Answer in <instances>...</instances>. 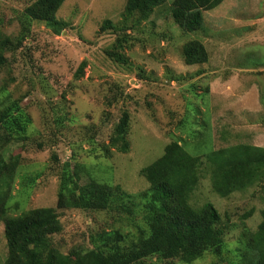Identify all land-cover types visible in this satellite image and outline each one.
I'll list each match as a JSON object with an SVG mask.
<instances>
[{
  "label": "rangeland",
  "instance_id": "rangeland-1",
  "mask_svg": "<svg viewBox=\"0 0 264 264\" xmlns=\"http://www.w3.org/2000/svg\"><path fill=\"white\" fill-rule=\"evenodd\" d=\"M28 1L31 0H0V18L5 20L6 30L18 32V24L6 20L12 17L10 14L16 16ZM173 1L166 0L149 19L129 31L126 54L130 65L116 63L107 56L105 49L116 35L111 29L100 31L105 19L120 21L127 0H65L57 13L58 18L69 22L62 34L55 35L43 23L36 24L35 37L28 39L31 46L25 49L22 45L7 54L13 75L23 88L39 65L48 82L59 91H67L66 102L55 103L70 110L73 119L63 133L67 139L59 140L56 147L63 160L72 154L69 140L81 143L84 132H89L97 145L108 142L121 111H130V151L115 150L107 159L99 155V159L91 156L95 158L85 160L87 166L102 160L98 167L105 169L104 177H111V182L130 193L149 186L141 169L161 156L166 144L174 139L180 138L194 155L250 138L264 146V0H224L204 10L201 28L191 32L183 31L174 22ZM191 38L206 44L207 63H185L183 45ZM84 60L88 63L85 73L76 79L74 72ZM261 61L263 65L258 66ZM244 63L257 66L250 70ZM5 78L7 72H0V84ZM45 96L42 101L36 96L25 101L33 103L28 109L34 119L32 138L25 143L13 141L6 149L8 158L14 156L21 162L10 199L11 205L19 202L20 206L13 214L31 207L56 205L59 177L50 173L51 147L39 149L38 137L34 138L44 129L41 106L49 104ZM48 110L50 115L51 108ZM169 110L178 113L170 127ZM178 120L185 125H178ZM225 131L227 141L222 137ZM84 146L89 147L86 142ZM79 158L82 160V151ZM35 176L39 178L33 184L30 179ZM23 185H29V195L23 193ZM205 202H212L222 214L220 226L228 250L224 256L231 258L243 252L244 228L255 230L262 219L264 181L222 197L214 191L207 171L191 198L195 206ZM251 209L254 213L243 218ZM60 213L63 228L53 239L64 252L73 247H90L91 235L97 231L128 227L134 231L130 215L121 209H65ZM134 213L138 222L141 214L138 209ZM7 254L1 222L0 264ZM214 258L207 254L190 264H210ZM175 263L184 264L177 260Z\"/></svg>",
  "mask_w": 264,
  "mask_h": 264
},
{
  "label": "trees",
  "instance_id": "trees-1",
  "mask_svg": "<svg viewBox=\"0 0 264 264\" xmlns=\"http://www.w3.org/2000/svg\"><path fill=\"white\" fill-rule=\"evenodd\" d=\"M64 1H28L16 16L10 14L12 17L6 20L9 24L17 23L18 32L6 30L5 20L0 18V72H7V78L0 84V223H4L8 246L3 264H176V260L190 264L207 254L215 257L210 264H264V209L255 230L244 228L243 252L226 258L224 251L228 250L220 226L221 212L212 202L200 206L191 203L192 195L207 171L214 191L222 197L264 181V146L253 143L251 138L225 143L199 155L190 153L180 138L174 139L166 144L161 156L141 169L140 173L149 186L133 193L111 182V177H104L105 169L98 167L102 160L94 161L93 167L85 162L86 157L99 159L97 157L102 155L107 159L115 150L130 151L131 113L128 109L121 111L108 142L97 145L92 133L84 132L81 143L69 140L68 145L72 147L70 159L61 158L56 147L59 140L67 139L63 138V133L73 119L70 110L55 103L66 102L67 91H59L48 82L39 65L33 70L35 76H31L23 88L13 75L7 54L16 52L22 45L26 46L25 49L31 46L28 39L35 37L36 24L43 23L53 34H62L69 27L68 21L57 16ZM165 1L127 0L119 22L104 20L100 31L111 29L116 35L114 42L105 49L111 60L130 65L126 54L129 31L149 19ZM223 1L174 0L171 14L183 31H197L202 26L204 10H211ZM30 55L28 52L27 56ZM183 57L187 64H203L209 60V51L201 39L191 38L184 42ZM87 65L85 60L80 63L74 72L76 79L84 75ZM44 95L49 102L48 105L42 102L41 106L44 129L34 138L38 137L39 149L51 147L50 173L59 177L56 205L31 207L13 214L20 206L19 202L11 205L10 199L21 162L14 156L8 158L6 149L13 141L25 143L32 138L34 119L28 109L33 103L25 101L35 96L42 101ZM49 108L50 115L47 113ZM169 114L172 118L170 127L175 124L173 121L178 113L169 110ZM178 121V125H185L183 120ZM226 135L225 131L222 137L225 139ZM84 142L88 143V148ZM38 178L32 177L30 182L34 184ZM28 188L29 185H23L25 195L30 194ZM65 209L93 212L121 209L130 215L129 224L133 225L134 231L130 227L128 230L97 231L91 235L90 247H73L64 252L53 236L63 228L60 210ZM136 209L141 214L138 222L134 217ZM253 213L251 209L243 218Z\"/></svg>",
  "mask_w": 264,
  "mask_h": 264
},
{
  "label": "crops",
  "instance_id": "crops-1",
  "mask_svg": "<svg viewBox=\"0 0 264 264\" xmlns=\"http://www.w3.org/2000/svg\"><path fill=\"white\" fill-rule=\"evenodd\" d=\"M245 64V66L247 65L249 68H250V70L252 69L251 68V66H262L263 65V62L261 61V62H259L257 65H255V64H248V63H244Z\"/></svg>",
  "mask_w": 264,
  "mask_h": 264
}]
</instances>
